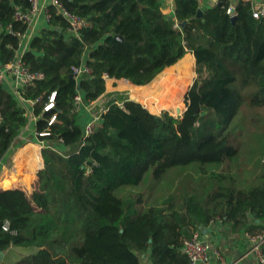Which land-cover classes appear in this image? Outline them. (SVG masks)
<instances>
[{
  "label": "trees",
  "instance_id": "1",
  "mask_svg": "<svg viewBox=\"0 0 264 264\" xmlns=\"http://www.w3.org/2000/svg\"><path fill=\"white\" fill-rule=\"evenodd\" d=\"M61 2L89 25L67 36L66 19L48 5L46 26L22 54L31 70L43 74L24 95L40 97L32 106L35 130L47 134L37 135L45 146L33 190H0V264H142L144 255L152 264H188L181 239L211 219L233 231L264 230V164L258 182L250 186L240 184V175L219 170L207 177L216 184L212 189L184 190L178 199L170 193L143 205L142 191L122 197L114 192L139 186L147 171L160 178L167 169L196 163L205 174L208 166L225 169L235 160L239 147L229 125L238 108L244 103L264 111V15L254 17L249 0H216L206 8L199 0H173L171 14L163 11L161 0ZM29 6V0H0L2 63L15 57L18 33L28 27L14 12ZM187 52L194 56L195 76L177 117L167 110L153 112L116 91L105 92V75L143 85L176 62L161 75V97L148 94L145 99L177 100L193 75V57ZM82 60L91 72L75 77L72 67ZM52 91L54 106L45 110ZM80 91L86 102L104 109L88 135L73 105ZM52 114L56 121L49 124ZM0 115L1 159L28 119L2 83ZM36 147L30 171L42 166ZM25 148L14 158V168L0 177V187L17 180ZM5 220L14 233L3 229Z\"/></svg>",
  "mask_w": 264,
  "mask_h": 264
},
{
  "label": "built area",
  "instance_id": "2",
  "mask_svg": "<svg viewBox=\"0 0 264 264\" xmlns=\"http://www.w3.org/2000/svg\"><path fill=\"white\" fill-rule=\"evenodd\" d=\"M200 1V0H199ZM254 5V0H249ZM30 6L26 10L17 9L14 12V18L16 20L26 22L28 27L25 32L18 35L20 36V45L15 57L0 66V83L7 82L9 87L15 93L20 104L25 108V113L27 114L28 105L33 106V104L40 100V97L27 98L25 97V91L28 87L33 86L37 79L43 77L42 72L31 70L24 62L22 58L23 52L26 50V46L31 37V27L33 25L34 19L37 17L39 11L44 12L45 18L48 20L49 12L47 9L48 5H53L56 10L66 19L67 26L64 30L65 35H78L79 31L89 25V21L85 16L79 15L62 5L61 0H29ZM174 6V3H173ZM173 10V7H171ZM227 11L233 15V8L229 7ZM264 15V6L254 7L253 16L258 18ZM8 32H13L10 27L5 28ZM2 26L0 24V31ZM91 69L89 65L82 60L79 65L72 67V74L75 77H79L85 74H89ZM105 77H107L105 75ZM54 96L55 92L52 91L48 96L43 108L45 110L50 109L54 106ZM119 105H122V101L116 100ZM82 104H85L86 108L90 112V116L85 120L81 121V129L84 135L91 133L96 126L99 124V117L101 112L104 110L102 107L94 110V102H86L83 100L82 96L78 92L73 97L74 108H79ZM2 117L0 115V122ZM56 121V115L52 114L48 121L51 124ZM37 135H45L46 131L37 132ZM216 219H211L209 224L217 222ZM207 226V225H206ZM4 230H9L14 233V230L9 229V223L7 220L3 222L2 225ZM201 228L193 231L190 236L183 237L181 239V250L188 257V264H239L237 259H232L225 261L221 249L213 241L209 240L201 233ZM242 235L249 246V251L253 253L255 258L260 262L264 263V230L249 231L243 230ZM149 264H152L151 262Z\"/></svg>",
  "mask_w": 264,
  "mask_h": 264
},
{
  "label": "rangeland",
  "instance_id": "3",
  "mask_svg": "<svg viewBox=\"0 0 264 264\" xmlns=\"http://www.w3.org/2000/svg\"><path fill=\"white\" fill-rule=\"evenodd\" d=\"M163 7L164 10L167 9L164 3ZM192 70L193 75L189 81L190 83L195 76L193 64ZM155 80L156 79L152 82ZM156 83L157 85H153L151 92L158 99L161 97L163 87L159 82ZM188 86L185 87V90L177 100L176 98L170 101L164 100L162 102L154 100L155 102L151 103L148 100H144L145 97L149 96L148 94L145 95V93H143L144 89H142L140 96L149 106L155 108L165 107L164 109L171 115H176V107H180L181 110H184L185 108L184 95ZM161 111H163V109H161ZM256 118H261L264 121V111L250 108L244 103L240 105L236 116L232 119L231 124L229 125L230 133L235 139L234 143L239 147V154L234 161H230L225 169L208 166L206 173L203 174L202 171L198 169L196 163H190L167 169L160 178L152 177L150 172L147 171L139 186H121L114 190L115 194L122 197L128 191H142L144 196L143 205H147L149 202L157 203L170 193L175 195V198L178 199L179 194L184 190L192 189L197 192H202L204 190L212 189L216 184L212 179L207 177L210 176V173L219 170L230 173L234 177L240 175V184L244 186H250L258 182L257 177L259 171L262 169L261 166L264 164V128L262 129L261 119H259L260 123H257L258 121ZM39 143L43 144V142Z\"/></svg>",
  "mask_w": 264,
  "mask_h": 264
},
{
  "label": "crops",
  "instance_id": "4",
  "mask_svg": "<svg viewBox=\"0 0 264 264\" xmlns=\"http://www.w3.org/2000/svg\"><path fill=\"white\" fill-rule=\"evenodd\" d=\"M161 1H162V9L164 8L163 3L167 7V9L166 10L163 9V11L165 13L171 14L173 11L171 9V7H173V0H161ZM39 2L41 3L43 2V0H39ZM215 2L216 0H200V5H201V8H206V7L212 6ZM254 6L257 8L264 6V0H254ZM46 22H47V19L44 16V12L42 10L39 11L31 27V37L35 34H38L40 30L46 26ZM29 41L26 46V49L29 46ZM186 54L192 55L193 65H194L193 54L191 52H187L184 55ZM1 65H2V62L0 61V66ZM170 66H167V67H170ZM163 71L156 76L155 79L157 81L155 80L154 82H150V83L143 84V85L135 84L132 81L124 77H117V76L105 77V92L116 91L119 94L127 95L132 98H136L137 100L141 101L149 110L159 113L161 112V109L165 110L164 109L165 107H162V108L151 107L141 99L140 95L142 93V89H144L145 95L152 94L151 91L153 89V85L154 86L157 85L156 82H159V80L161 79V75ZM2 84L5 85L9 89V91L16 97L15 93L9 87L7 82H3ZM189 84L191 83L189 82L188 85ZM79 93L83 98V91H80ZM93 108L94 110H97L99 109V106L98 107L93 106ZM75 109L77 112H79L80 121L85 120L86 118L90 116V112L86 108L85 104H82L79 108H75ZM27 114H28L27 123L21 128L18 136L16 137L15 141L10 146L9 150L0 159V177H1L5 171L9 172L14 168V165H15L14 158L17 156L20 149L27 147L26 155L24 157H19L20 164L23 165L22 171L18 172L17 180L12 185L0 187V190L10 188V187H22L28 190L29 192H31L35 185L36 172L43 167L42 149L45 145L44 143L40 144L39 142H43V141L37 138V134L35 130V116L32 113L31 105H28ZM33 145L37 146L36 148L41 158L42 166L35 168L33 171H30L29 166L33 160L31 158V155L32 153L35 152V148H33ZM242 231L243 229L239 231H233L231 230L230 226L227 223H222L220 221L214 222L212 224H208L207 226L202 227L201 229V233L205 237H207L209 240L213 241L217 246H219L225 261L237 259L239 261V264H264V263H260L255 258L253 253L249 251V246L246 243L242 235ZM13 252L16 253L18 252V250H14ZM1 257L2 256H0V258ZM143 257L144 258L142 260V264H149L150 261L147 255H144ZM13 259L14 257L11 256L10 258H8L7 262H10Z\"/></svg>",
  "mask_w": 264,
  "mask_h": 264
},
{
  "label": "water",
  "instance_id": "5",
  "mask_svg": "<svg viewBox=\"0 0 264 264\" xmlns=\"http://www.w3.org/2000/svg\"><path fill=\"white\" fill-rule=\"evenodd\" d=\"M201 14H202V9L201 8H198V10H197V16H201ZM232 20H234V15H232ZM185 21H182V22H179L178 23V25L180 26V27H183L184 25H185ZM117 37H119V38H121L120 36H117ZM181 112H182V110H181V108L180 107H176V115H172L173 117H177L178 115H180L181 114ZM2 252H0V256H2Z\"/></svg>",
  "mask_w": 264,
  "mask_h": 264
},
{
  "label": "bare ground",
  "instance_id": "6",
  "mask_svg": "<svg viewBox=\"0 0 264 264\" xmlns=\"http://www.w3.org/2000/svg\"><path fill=\"white\" fill-rule=\"evenodd\" d=\"M146 101V99H144Z\"/></svg>",
  "mask_w": 264,
  "mask_h": 264
}]
</instances>
